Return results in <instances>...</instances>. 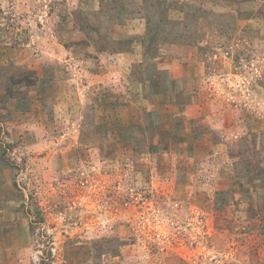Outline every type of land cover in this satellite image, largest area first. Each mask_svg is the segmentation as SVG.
Returning a JSON list of instances; mask_svg holds the SVG:
<instances>
[{
  "label": "rangeland",
  "instance_id": "374dc122",
  "mask_svg": "<svg viewBox=\"0 0 264 264\" xmlns=\"http://www.w3.org/2000/svg\"><path fill=\"white\" fill-rule=\"evenodd\" d=\"M0 264H264V0H0Z\"/></svg>",
  "mask_w": 264,
  "mask_h": 264
}]
</instances>
